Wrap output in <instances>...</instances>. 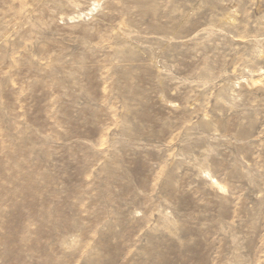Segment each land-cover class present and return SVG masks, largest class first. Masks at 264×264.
Instances as JSON below:
<instances>
[{
    "label": "rangeland",
    "instance_id": "374dc122",
    "mask_svg": "<svg viewBox=\"0 0 264 264\" xmlns=\"http://www.w3.org/2000/svg\"><path fill=\"white\" fill-rule=\"evenodd\" d=\"M0 264H264V0H0Z\"/></svg>",
    "mask_w": 264,
    "mask_h": 264
}]
</instances>
